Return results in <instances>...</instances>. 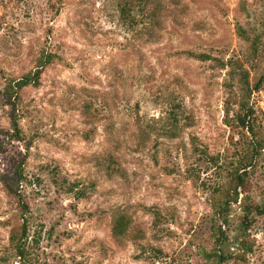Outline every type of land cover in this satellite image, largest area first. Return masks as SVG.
Instances as JSON below:
<instances>
[{"label": "rangeland", "instance_id": "rangeland-1", "mask_svg": "<svg viewBox=\"0 0 264 264\" xmlns=\"http://www.w3.org/2000/svg\"><path fill=\"white\" fill-rule=\"evenodd\" d=\"M120 1L0 0V264H211L213 188L251 140L224 122L238 86L225 64L247 51L239 26L261 41L242 65L251 84L262 76L249 104L264 137V0H148L127 17ZM47 52L11 98L17 138L6 87ZM18 165L25 211L4 185ZM246 169L230 236L242 197L264 199V149ZM119 214L133 227L123 237ZM24 220L20 257L9 235ZM247 240L220 264H264V216Z\"/></svg>", "mask_w": 264, "mask_h": 264}, {"label": "trees", "instance_id": "trees-1", "mask_svg": "<svg viewBox=\"0 0 264 264\" xmlns=\"http://www.w3.org/2000/svg\"><path fill=\"white\" fill-rule=\"evenodd\" d=\"M140 2L143 3L141 8L140 4H137ZM147 3L148 0H122L118 4L119 14L122 17L130 16V11L133 7L136 6L139 9H144V6ZM144 15L145 17H150L148 12H145ZM236 33L244 42H246L247 51L242 60H230L225 64L229 66V79H235L238 86L233 98L231 96V98L225 100L224 122L230 127L242 129L243 133L247 132L251 140L247 142L244 150L236 156L232 168L228 171L227 178L213 188L215 194L213 195V202L211 205L216 217L209 225L212 247L210 250L202 252L204 259L210 261L211 264H220L230 259H238L241 258L244 253L249 252L251 250V243L247 240L248 229L255 219V216H264V199L257 203L249 200L247 196H244L239 204L241 214L238 222L234 226V233L231 236L228 234L227 229L230 225L228 217L229 204L230 202H235L241 192L246 191L248 187L246 179L249 172H251L246 168L255 165V159L260 154L261 150L264 149V137H262L256 129L254 110L249 104L251 93L259 90L262 76H259L251 84L249 82V72L242 65L243 61L251 62L256 58L261 41L257 34H249L240 26L236 28ZM196 57L205 58L207 56L204 54H198ZM51 60L52 55L50 53H42L37 60V67L33 72L24 75L13 84L8 83L6 87L5 96L13 105L10 117L14 129V135L17 138L20 137L17 128V116L14 112L15 104L11 98L15 99V97H17V88L26 85L27 83H37V76L40 69ZM227 86L229 87V84H227ZM232 101L236 103L237 107L233 111L231 118L227 119L229 104ZM22 178L21 169L18 165L10 177L11 181L7 182L4 180V185L7 191L17 198L21 211H25L27 207L21 198L18 188ZM129 224L130 221L125 215H117L112 223V234L118 237H123L125 234L128 235L129 230L133 228ZM222 225H224V229L222 228ZM19 228V238H15V234L10 232L9 241L12 246H14L17 256L23 257V241L20 240L26 236L25 220L20 224ZM232 245L235 246V249L230 250Z\"/></svg>", "mask_w": 264, "mask_h": 264}]
</instances>
